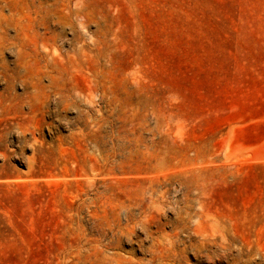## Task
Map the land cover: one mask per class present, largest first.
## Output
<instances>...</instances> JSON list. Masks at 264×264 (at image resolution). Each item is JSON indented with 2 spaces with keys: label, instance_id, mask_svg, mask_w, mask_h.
<instances>
[{
  "label": "rangeland",
  "instance_id": "1",
  "mask_svg": "<svg viewBox=\"0 0 264 264\" xmlns=\"http://www.w3.org/2000/svg\"><path fill=\"white\" fill-rule=\"evenodd\" d=\"M3 1L1 13L21 26L6 31L18 46L4 61L13 69L21 51L36 80L43 61L26 0H0V10ZM80 1L78 31L93 57L73 73L79 94L46 100L0 68V264H66L70 213L81 208L97 237L85 201L177 173L214 242L230 248L217 262L188 253L181 264H264V0ZM67 42L56 44L58 63ZM183 208L168 186L163 218Z\"/></svg>",
  "mask_w": 264,
  "mask_h": 264
},
{
  "label": "bare ground",
  "instance_id": "2",
  "mask_svg": "<svg viewBox=\"0 0 264 264\" xmlns=\"http://www.w3.org/2000/svg\"><path fill=\"white\" fill-rule=\"evenodd\" d=\"M80 3V0H26L25 9L41 51L39 56L43 61L35 75L37 79L33 80V74L24 67L21 51H18L13 69L4 61L3 53L6 48L18 46V37L10 38L6 31L11 26L16 29L21 26L1 13L9 6L3 1L4 7L0 10V68L6 75V82L13 83L21 78L23 84H30L38 93H46L47 95L43 94L46 100L55 97L62 105L67 103L72 95L79 94L73 73L83 71V66L93 57L90 52L85 51L86 44L82 42L81 33L78 31L84 18ZM65 30L69 31L71 39L62 38ZM58 42H67L74 46L70 52L65 53L61 62L59 61L60 66L55 57ZM92 42L94 40H91ZM73 69L75 70L72 71ZM22 71L25 73L22 74ZM43 81H46V84L43 85ZM7 88H10V85ZM107 177L114 176L105 174L104 178ZM148 179L141 192L121 189L119 184L115 183L116 186L109 185L104 193H95L93 198L84 202L85 206L93 208V214L98 220L95 226L97 237L88 235L83 223L77 218L79 213H82L81 208L70 213L63 257L66 264H181L183 260L186 261L188 253L194 259L214 258L216 262L225 255H230L229 246L224 241L215 243L214 231L208 233L207 214L203 210L193 211L194 200L191 193L194 188L190 187L189 179L178 173L161 178L150 176ZM89 183L90 187L95 186L94 180ZM168 186L172 188L174 197H181L184 205L172 221L164 219L161 210ZM114 191L116 192L113 193ZM192 221L194 227L191 228L189 224ZM166 226L170 227L169 232L164 231ZM136 233H140L142 237H137ZM194 235L200 237L197 244L191 240ZM182 237L186 238V241ZM128 242H133L136 249L123 251V245ZM145 242L148 245H144ZM136 251L142 255L141 258H136ZM229 264L240 263L231 259Z\"/></svg>",
  "mask_w": 264,
  "mask_h": 264
}]
</instances>
